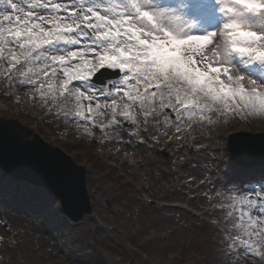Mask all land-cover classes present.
<instances>
[{"label": "snow or ice", "instance_id": "snow-or-ice-1", "mask_svg": "<svg viewBox=\"0 0 264 264\" xmlns=\"http://www.w3.org/2000/svg\"><path fill=\"white\" fill-rule=\"evenodd\" d=\"M250 2L264 5L0 0V96L20 103L23 91L57 127L101 144L175 145L172 171L191 170L176 179L213 217L215 264H264V161L257 170L239 152L225 160L218 138L205 143L221 120L264 114V11ZM236 25L255 39L234 44ZM6 148L46 172L71 168L15 122L0 128ZM45 198L66 210L57 187Z\"/></svg>", "mask_w": 264, "mask_h": 264}, {"label": "rangeland", "instance_id": "rangeland-1", "mask_svg": "<svg viewBox=\"0 0 264 264\" xmlns=\"http://www.w3.org/2000/svg\"><path fill=\"white\" fill-rule=\"evenodd\" d=\"M18 95L20 103L0 96V119L17 120L86 170L92 213L73 223L62 214L57 200L47 203L44 188L13 181L0 171V264H15L10 261L13 256L27 264H60L57 255H72L73 244L77 249L89 248L86 253L93 261L92 253H96L116 264H215L213 217L206 213L204 201L191 199L193 190L176 179L191 170L185 166L172 171L175 145L146 147L152 155L146 159L142 148L101 144L86 138L82 130L63 124L57 127L59 122L46 118L23 91ZM238 132L252 134L227 127L214 141L225 160L230 159L227 137ZM213 135H221L215 126L205 143ZM245 156L257 162L254 166L258 170L264 149ZM36 219L49 228L46 234L36 230L41 228ZM62 221L66 223L59 227Z\"/></svg>", "mask_w": 264, "mask_h": 264}, {"label": "water", "instance_id": "water-1", "mask_svg": "<svg viewBox=\"0 0 264 264\" xmlns=\"http://www.w3.org/2000/svg\"><path fill=\"white\" fill-rule=\"evenodd\" d=\"M13 122L19 124L20 127H23L26 130L30 131L34 138L41 141L53 152H58L64 157L65 160L71 161V168L64 169L56 173L46 172L32 166L27 160L12 156L10 151L6 148L4 152H0V170L13 180L27 182L31 185L42 187L47 191L50 187L53 186L60 189L65 195L66 210L61 209V202L58 200L60 209L62 213L73 222H79L84 216L91 214L92 207L89 202L85 183L86 171L82 167L76 165L69 156L64 154L59 149L53 148L49 144L45 143L39 135L33 133L31 129L22 126L17 120L0 119V128H7ZM262 137L263 135H232L228 140L227 150L231 157L233 152H239L246 161L247 159L245 153L246 155H252V152L255 153L256 151H261L262 149H264V144L258 146L248 145L246 148L239 149V142L237 139L248 138L250 140H253ZM253 163L255 164L257 162ZM69 213H71V215H69ZM73 217H75V219Z\"/></svg>", "mask_w": 264, "mask_h": 264}, {"label": "bare ground", "instance_id": "bare-ground-1", "mask_svg": "<svg viewBox=\"0 0 264 264\" xmlns=\"http://www.w3.org/2000/svg\"><path fill=\"white\" fill-rule=\"evenodd\" d=\"M215 127L219 130V133L221 134V135H215V138H218L216 140H219L222 137V134L225 131V128L229 127V128H234V130H236V131H243V132H249V133L252 132V134H256V133L261 134V135H263V137L262 138H256V140L253 144L255 146L264 144V140H263V138H264V114L251 115V116L245 115L243 119H236V121L229 120L227 123H225L223 120H221L219 124L215 125ZM213 137H214V135H213ZM160 145H162L163 147H168V145H166L164 143L163 138H162V142L160 143ZM138 148L143 149V151H144L143 153H145L146 159H148L150 156H152L146 147L141 146ZM24 217L34 218V217L27 216V215ZM36 220H38V222L41 225V228H38V229L36 228V230H38L42 234H46L49 231V228L40 219H36ZM29 221L33 222L30 219H29ZM62 225H64V223H60L58 226L60 227ZM31 227H33V226H31ZM12 236H15V235L12 234ZM46 238L50 241L54 240L52 237H46ZM33 240L38 241V242L40 241V239H38V238H35ZM82 248L83 247H81V248L79 247L77 249L76 245L73 244V246H71V250H70V251H72L71 252L72 255H65V256L58 254L56 251V254H58L57 255V262L58 263L60 262V264H62L64 261L66 262L68 260L73 261V262L79 261L82 263H84L88 260L93 261L92 259H90L91 257L87 256L88 254L86 253L89 248L88 249L83 248V249H86L84 251H82L83 250ZM89 255H91V253ZM92 256L95 257V260H96V261H93L94 264H116L112 261L111 258H108V259L107 258H101V257L97 256L96 253L95 254L92 253ZM17 258H18V256H13L10 258V261H15V264H19V263L20 264H27V263H24L23 261L18 262L19 258L18 259Z\"/></svg>", "mask_w": 264, "mask_h": 264}, {"label": "clouds", "instance_id": "clouds-1", "mask_svg": "<svg viewBox=\"0 0 264 264\" xmlns=\"http://www.w3.org/2000/svg\"><path fill=\"white\" fill-rule=\"evenodd\" d=\"M247 7L250 10H254V11H264V5H261L259 3H248ZM248 26H241V25H236L234 27V31H233V43L234 44H245L248 43L249 40H253L255 39V34L253 31L249 30V31H242V28H247Z\"/></svg>", "mask_w": 264, "mask_h": 264}]
</instances>
